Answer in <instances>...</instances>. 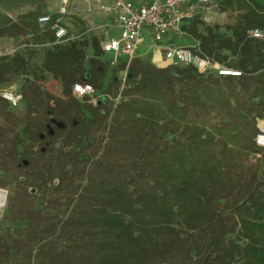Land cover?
<instances>
[{
    "label": "trees",
    "instance_id": "obj_1",
    "mask_svg": "<svg viewBox=\"0 0 264 264\" xmlns=\"http://www.w3.org/2000/svg\"><path fill=\"white\" fill-rule=\"evenodd\" d=\"M48 1L0 0V39L32 35L39 47L55 41L50 28L61 14L51 13L47 32L39 23L50 13ZM223 3L222 10L244 11L236 25L226 26L230 37L219 38L211 27L200 33L201 19L184 28L201 40L205 54L241 75L159 68L135 58L114 108L109 94L120 93L119 76L105 85L114 66L102 60L99 35L48 45L33 76L22 52L0 57V86L27 75L20 87L26 104L21 132L49 146L36 158L22 149L20 118L0 97V157L21 161L58 193L67 192L65 203L53 198L54 206H65L54 215L36 208L26 189L9 198L8 214L22 226L0 233V264L35 250V264H264V147L255 140L264 119V40L247 37L251 28L264 29V5ZM24 6L31 8L17 19L10 15ZM223 51L236 62H225ZM44 72L60 81L61 96L42 87ZM77 82L93 85L98 103L73 96ZM106 131L104 143L99 136ZM94 145L96 160L88 167L80 152ZM51 150L60 167L48 177L43 168L51 169ZM244 151L256 155L252 177L233 194L225 179Z\"/></svg>",
    "mask_w": 264,
    "mask_h": 264
},
{
    "label": "built area",
    "instance_id": "obj_2",
    "mask_svg": "<svg viewBox=\"0 0 264 264\" xmlns=\"http://www.w3.org/2000/svg\"><path fill=\"white\" fill-rule=\"evenodd\" d=\"M82 2L84 7L80 5ZM64 3L66 6L70 5L71 11L67 12L64 8L61 10L59 13L61 17L50 28L55 32V41L48 42L44 44L45 46L75 40L82 36L71 34L64 20L66 14L88 16L103 14L107 16V20L95 22L96 24L92 25L89 31L102 33L100 37H102L103 53H110L113 57L110 66L115 67L127 61L128 67L143 42L145 37L143 33H146L154 41V53L160 58L158 62L165 63L166 66L195 67L205 75L238 76L242 74L241 70L230 68L213 56L205 54L202 50V42L198 38H192L195 40L192 46L177 44L173 40L174 37L181 35L191 37L185 30L184 24L194 19L205 20L209 14L223 11V0H76L75 2L64 0ZM51 19V13H46L39 18L43 32H47L46 24ZM247 37L264 40V29L251 28L247 32ZM125 76L126 80L129 77V71L125 73ZM26 78L27 75L19 77L16 89L12 86L8 88L0 86V97L6 98L14 107H19L23 99L20 87ZM125 80L123 79V83ZM123 83L122 88L125 87ZM73 87V96L76 98L89 96L91 101L98 103L100 96L96 94V88L93 85L77 82ZM260 129L255 140L258 145L264 147V127Z\"/></svg>",
    "mask_w": 264,
    "mask_h": 264
},
{
    "label": "rangeland",
    "instance_id": "obj_3",
    "mask_svg": "<svg viewBox=\"0 0 264 264\" xmlns=\"http://www.w3.org/2000/svg\"><path fill=\"white\" fill-rule=\"evenodd\" d=\"M258 2L264 5V0H258ZM47 5H48L47 7L50 8V11L48 10V12L50 13L52 12L60 13L63 8L67 12L71 11L70 5L66 6V4L64 3V0H49ZM30 8L31 7L29 6H24L21 9H18L17 11L11 12L10 15L14 19H17L18 14L22 12H26ZM242 13H244V11L239 10V9L230 8L228 10H223L219 13L209 14L207 18L202 21L204 24H202L203 26L202 25L200 26L199 32L202 34H207L208 27H211L213 28L214 33H216L219 38H222V36L230 37L232 34L231 30H229L226 26L236 25V23H238L242 19ZM92 15L94 16V18L93 16L90 15L89 18H91V20L89 21L87 19H84L85 17L84 15L80 16L77 14L74 15V14L68 13L64 17V20L66 22L65 24L67 25L68 29H70L71 34H73L74 36L76 35L83 36V34L84 35L87 34L89 36L91 34L101 36L102 33L100 31L94 33V30L89 31V29L90 27H92V25L96 24L95 22H99V21L105 22L107 20V16L103 14L101 15L92 14ZM143 34L145 35V37L143 39V42L139 46L138 50L136 51L134 60L135 58H142L144 61L153 62L159 68L170 67V66H166L165 64L159 65V63L156 61L157 55H155L154 53V50H155L154 41H152L151 37L149 35H146V33H143ZM193 37L197 38L193 34V36L191 37L183 36V35L174 37L173 40H175L177 44H184L187 46H192L193 43L195 42V40L192 39ZM48 42L49 41H47V43ZM46 47L47 46L45 45H41V47L36 45L35 39L34 37H32V35H25V36H18V37H3L2 39H0V57H2L3 55H14L18 53L19 51L22 52L26 56V59L28 60L29 66H28L27 72L33 76L34 75L33 73L35 72V70H38L37 67L41 66L44 61L43 59L44 52H45L44 50ZM223 52L224 53L222 54L224 55L228 54V57L224 59L225 62H229L232 64L236 62V58L232 53L227 52V51H223ZM89 54H93V50H91ZM112 59L113 57H112V54L110 53H106L102 56V60L104 61V63H108L109 66L111 65ZM128 67L126 66L124 71H121V72L115 71L117 66L113 68L108 67L107 68L108 73L105 79V85L112 76L117 75L119 76V81L117 85L118 86L117 89L119 91V89L122 86L123 79L125 80V77H126L125 73L129 71ZM44 73H45V80L40 82L42 87L47 90H50L56 95L61 96L63 87H61L60 81L56 80L51 73L49 72L48 73L44 72ZM16 77L17 76H15L14 78ZM127 80H128V77L123 83L125 87L128 84ZM17 85H18V81L15 80V82H12V83L5 82L2 85V87L8 88L12 86L13 89H16ZM121 98H122L121 89H120V93H118L116 97L113 96V93L109 94V100L114 102L113 108L121 101ZM89 101L91 102V104L92 102L96 104V102L91 101V99ZM20 103L21 105H19V107H14L13 105L11 106L13 112L20 118V125L18 127L19 132L22 131V127L25 124L24 115L26 113V104L24 103L23 99L21 100ZM2 122H3L2 119H0V123ZM263 123H264V119L258 120L259 127H263L262 125ZM102 135L105 136L104 143H106L108 131L101 133L99 137H101ZM179 136L180 134L177 133L176 135H172V136L170 135L168 139L171 140ZM43 144L44 143L42 141H35V142L32 141L28 136H26L23 133V140L21 142V148L29 152L32 151V153H30L32 155L31 156L32 158H36L38 156L39 152L42 150ZM55 146L56 148H61L62 144L58 142ZM95 146L96 145L89 148L86 153L84 151L80 152L79 160H81V158L87 159L88 157L87 159L88 167H91L94 164V161L96 160L95 155L93 156ZM47 147H49L48 144H44L43 149ZM71 148L72 147H67L66 151L71 150ZM56 153L57 152L52 153V150H51L50 154L49 153L47 154V156L53 154L51 169H49L48 167L43 168L45 175H47L48 177H49L48 175L49 172L53 174L57 172L58 168L60 167L59 166L60 160L56 158L57 156ZM243 153H245V155H243V158L242 159L239 157L237 158V162L235 163L234 166L231 167L225 179L228 185L227 189L228 190L231 189L232 190L231 192H233V194L236 191H238V189L241 186L242 181L244 180L248 181L249 179H251L252 173H253V170H249V169L250 167H252L253 164H255L256 155H253L252 152H249V151H244ZM100 154H101V151L98 152V155ZM40 161L42 162L41 163L42 165L48 162L46 158L45 159L43 158ZM24 166L25 165H23L21 161L16 163V162H13V160H11L10 157H6V158L0 157V188L7 191V198H6L5 205L3 207H0V233L6 234L8 232H13L15 228L22 226L21 223L11 220V216L8 214V207H9L8 202L11 196H15V194H17L18 192L22 193L23 189H26L28 192H30L31 197H29V201L32 202L36 206V208H43L51 215H54V213H57V212L63 213L65 211L64 205H62L61 207H56L52 203H53V198H61V202L65 203L67 192L58 193L54 189L55 187L52 184V181L49 180L48 183L45 184L43 182V179L40 176L31 173L32 169L30 167L25 168ZM64 241L65 240L61 241L60 239H58L57 246L58 245H59L58 247L64 246ZM55 247H56V242H55ZM35 255H36V250L34 251L32 256L28 255V253H25L24 255H16L14 258H11L10 261L12 264H35L34 263L36 260Z\"/></svg>",
    "mask_w": 264,
    "mask_h": 264
},
{
    "label": "bare ground",
    "instance_id": "obj_4",
    "mask_svg": "<svg viewBox=\"0 0 264 264\" xmlns=\"http://www.w3.org/2000/svg\"><path fill=\"white\" fill-rule=\"evenodd\" d=\"M163 64H165V63H163ZM6 196H7L6 191L0 189V207L4 205V202L6 200Z\"/></svg>",
    "mask_w": 264,
    "mask_h": 264
},
{
    "label": "crops",
    "instance_id": "obj_5",
    "mask_svg": "<svg viewBox=\"0 0 264 264\" xmlns=\"http://www.w3.org/2000/svg\"><path fill=\"white\" fill-rule=\"evenodd\" d=\"M76 0H74V2H75ZM84 6V4H83V2L81 3V7H83ZM48 10L50 11V8L48 7ZM53 13V12H52ZM80 16H82V15H80ZM85 16V17H84ZM83 17H84V19H87V20H91V18H89L90 16H88V15H84ZM92 16V15H91ZM93 18H94V16H93ZM157 60V62L160 60V58H159V56L156 58ZM159 63V65H164L163 63H161V62H158ZM263 125V127H264V123L262 124Z\"/></svg>",
    "mask_w": 264,
    "mask_h": 264
}]
</instances>
